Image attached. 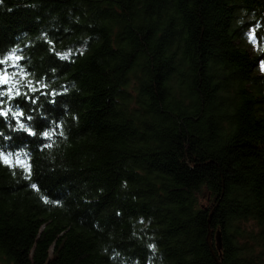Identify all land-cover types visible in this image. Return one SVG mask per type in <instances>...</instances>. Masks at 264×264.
Here are the masks:
<instances>
[{
  "label": "trees",
  "instance_id": "1",
  "mask_svg": "<svg viewBox=\"0 0 264 264\" xmlns=\"http://www.w3.org/2000/svg\"><path fill=\"white\" fill-rule=\"evenodd\" d=\"M12 55L0 264H264V0H0Z\"/></svg>",
  "mask_w": 264,
  "mask_h": 264
},
{
  "label": "snow or ice",
  "instance_id": "2",
  "mask_svg": "<svg viewBox=\"0 0 264 264\" xmlns=\"http://www.w3.org/2000/svg\"><path fill=\"white\" fill-rule=\"evenodd\" d=\"M15 52V50H13ZM22 59L21 57H17L15 55H12L8 57L7 59L0 60V105L4 103L3 97L7 96L9 102L14 99L16 96L24 95L27 96L26 92H22L20 90V87L16 88H8L7 85L9 83V80H14L16 78V74H10L9 69H15L19 67V60ZM11 61H16V63H11ZM260 67L261 70L264 71V60L260 61ZM29 88V91H38V89L32 88L30 85L27 86ZM46 87V86H44ZM35 102L34 100L32 101ZM51 103H55V101H50ZM9 114L13 117V119L16 120V127L13 129V131L16 132H24L28 136H36L37 132L34 130V128L29 127L24 123V120L22 119L24 117V113L20 111L19 109L15 112L12 111L10 107L7 108H0V116H3L5 119L8 118ZM28 120H31L32 117H27ZM0 135H3L0 133ZM43 139H47L50 136L49 131H44L40 134ZM5 139L11 140V137H5ZM0 162L4 163L6 166L12 164V160L10 158V154H6L3 152V150H0ZM30 162H25L22 160V158H18L16 160V164L20 166L21 168L27 167ZM31 171V169H28ZM33 188H36V184H32Z\"/></svg>",
  "mask_w": 264,
  "mask_h": 264
},
{
  "label": "rangeland",
  "instance_id": "3",
  "mask_svg": "<svg viewBox=\"0 0 264 264\" xmlns=\"http://www.w3.org/2000/svg\"><path fill=\"white\" fill-rule=\"evenodd\" d=\"M248 42L250 43V49L255 51L257 49V42L252 32H249L248 34ZM259 71L263 73L264 71L261 70L260 64H259Z\"/></svg>",
  "mask_w": 264,
  "mask_h": 264
},
{
  "label": "water",
  "instance_id": "4",
  "mask_svg": "<svg viewBox=\"0 0 264 264\" xmlns=\"http://www.w3.org/2000/svg\"><path fill=\"white\" fill-rule=\"evenodd\" d=\"M209 238H210V235H209ZM216 242H217V247L220 248V242H221V239H220V235H219V234L216 235ZM208 243H209V246L211 247V244H210L209 241H208ZM214 259H215V261L217 262V264H220V263L217 261V258H216L215 256H214Z\"/></svg>",
  "mask_w": 264,
  "mask_h": 264
}]
</instances>
